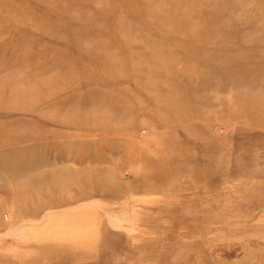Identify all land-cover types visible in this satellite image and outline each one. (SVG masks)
<instances>
[{
  "label": "rangeland",
  "instance_id": "obj_1",
  "mask_svg": "<svg viewBox=\"0 0 264 264\" xmlns=\"http://www.w3.org/2000/svg\"><path fill=\"white\" fill-rule=\"evenodd\" d=\"M0 264H264V0H0Z\"/></svg>",
  "mask_w": 264,
  "mask_h": 264
}]
</instances>
